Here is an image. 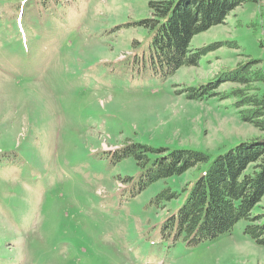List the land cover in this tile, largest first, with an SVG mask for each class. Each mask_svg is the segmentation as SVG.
<instances>
[{"label": "rangeland", "instance_id": "rangeland-1", "mask_svg": "<svg viewBox=\"0 0 264 264\" xmlns=\"http://www.w3.org/2000/svg\"><path fill=\"white\" fill-rule=\"evenodd\" d=\"M151 1L0 0V264H264L245 221L193 245L162 231L206 165L142 188L136 160L118 155L139 143L161 161L179 150L212 161L264 144L223 82L241 63L264 71V0L194 36L166 77L141 26ZM203 87L210 96H186Z\"/></svg>", "mask_w": 264, "mask_h": 264}, {"label": "trees", "instance_id": "trees-1", "mask_svg": "<svg viewBox=\"0 0 264 264\" xmlns=\"http://www.w3.org/2000/svg\"><path fill=\"white\" fill-rule=\"evenodd\" d=\"M253 0H153L148 7L150 20L141 26L150 35V60L163 76L173 75L185 66L192 38L222 20L236 7ZM185 63V64H184ZM255 62L241 63L224 75L223 82L236 85L231 92L237 102L235 109L244 123L264 134V93L248 95L253 83L264 84V71L255 70ZM244 89V91H242ZM186 96L203 99L210 96L208 88L187 89ZM201 95V96H200ZM224 98V97H221ZM159 153V152H158ZM120 157H133L145 180L142 188L153 182L180 176L190 169L204 167L197 179L184 189L185 202L177 213L164 222L162 231L175 229L189 245L212 241L229 234L240 221L247 222L245 235L264 247V216L252 215L264 196V144L254 147L240 145L210 161V155L199 150L172 151L158 160L156 149L135 143L123 146ZM253 164L251 173L247 167ZM143 180V181H144ZM166 200L176 198L165 191ZM174 231V230H173Z\"/></svg>", "mask_w": 264, "mask_h": 264}]
</instances>
